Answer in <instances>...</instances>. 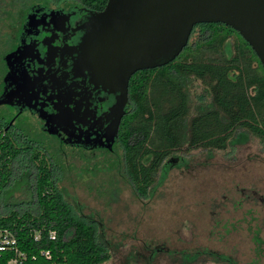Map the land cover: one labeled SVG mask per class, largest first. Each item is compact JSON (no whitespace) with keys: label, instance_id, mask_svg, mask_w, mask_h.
Masks as SVG:
<instances>
[{"label":"rangeland","instance_id":"rangeland-1","mask_svg":"<svg viewBox=\"0 0 264 264\" xmlns=\"http://www.w3.org/2000/svg\"><path fill=\"white\" fill-rule=\"evenodd\" d=\"M36 1L0 0V91L1 58L9 40L2 36L24 6ZM195 37L193 34L186 46ZM233 40L229 39L230 45ZM214 51L219 50L201 47L185 57L205 62L217 57ZM150 90L154 100V89ZM188 92L187 118L206 103L197 97L206 95L198 81L190 82ZM13 112L0 106V119L7 120ZM24 133L43 150L29 149L16 163L19 171H13L3 204L30 200L34 170L26 158L38 155L51 169L65 201L94 222L108 255L102 264H182V256L193 254L198 257L192 264H214L209 253L229 260L222 264H264V244L256 249L253 242L254 236L264 242V144L257 139L249 136L246 142L228 145L223 151L185 150L181 145L168 157L176 161L163 178L157 174L146 197L138 198L124 173L118 147L112 153L66 147L42 135L34 121ZM152 138L150 148L159 142L154 134Z\"/></svg>","mask_w":264,"mask_h":264},{"label":"trees","instance_id":"trees-1","mask_svg":"<svg viewBox=\"0 0 264 264\" xmlns=\"http://www.w3.org/2000/svg\"><path fill=\"white\" fill-rule=\"evenodd\" d=\"M90 1L100 9L106 0ZM193 34L196 37L182 49L183 55L179 53L172 62L137 72L129 79L131 111L122 121L118 142L124 173L138 198L146 197L157 174L163 178L176 161L168 157L181 145L185 150L223 151L228 145L246 142L249 136L264 144V72L254 54L233 30L221 24L195 25L189 38ZM201 47L211 52L217 47V57L205 62L185 57ZM192 80L202 86L206 95L197 97L206 99V103H199L198 112L187 118ZM150 89H154V100ZM256 115H260L259 121ZM153 134L159 142L150 148ZM19 139V135L5 131L0 122V226L17 238L27 257L23 264L104 263L108 255L94 222L65 201L51 169L38 155L26 158L34 170L30 200L12 206L3 204L16 163L28 155L20 148ZM50 232L54 233L53 240L48 238ZM253 242L256 249L264 244L256 236ZM44 252L48 258L41 255ZM197 255L182 256V264H192ZM207 255L214 264L229 262L223 256ZM6 259H0V264Z\"/></svg>","mask_w":264,"mask_h":264},{"label":"flooded vegetation","instance_id":"flooded-vegetation-1","mask_svg":"<svg viewBox=\"0 0 264 264\" xmlns=\"http://www.w3.org/2000/svg\"><path fill=\"white\" fill-rule=\"evenodd\" d=\"M105 2L100 9L94 8L90 0L30 2L15 17V24L4 31L2 37L9 40L1 58L0 100L7 104L0 106L14 112L0 122L5 131L21 137L20 148L25 152L43 150L24 133L31 121L42 135L66 147L109 153L117 147L121 150L119 129L131 111L128 83L118 113L113 107L120 93L99 83L81 62V39L90 18L103 9ZM137 72L140 71L129 79ZM111 137L107 149L105 145Z\"/></svg>","mask_w":264,"mask_h":264},{"label":"water","instance_id":"water-1","mask_svg":"<svg viewBox=\"0 0 264 264\" xmlns=\"http://www.w3.org/2000/svg\"><path fill=\"white\" fill-rule=\"evenodd\" d=\"M198 24L233 30L264 72V0H106L81 39V62L99 83L120 93L113 107L119 113L129 77L172 62Z\"/></svg>","mask_w":264,"mask_h":264},{"label":"built area","instance_id":"built-area-1","mask_svg":"<svg viewBox=\"0 0 264 264\" xmlns=\"http://www.w3.org/2000/svg\"><path fill=\"white\" fill-rule=\"evenodd\" d=\"M38 234L33 235V239L36 240ZM50 240L54 239V233L48 234ZM42 256L48 258L47 252L41 253ZM7 258L5 264H23L26 260V255L19 248V244L15 235L6 227L0 226V259ZM33 259V257H31Z\"/></svg>","mask_w":264,"mask_h":264}]
</instances>
